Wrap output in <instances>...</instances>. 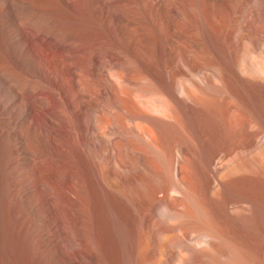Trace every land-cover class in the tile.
I'll list each match as a JSON object with an SVG mask.
<instances>
[{"label":"rangeland","instance_id":"374dc122","mask_svg":"<svg viewBox=\"0 0 264 264\" xmlns=\"http://www.w3.org/2000/svg\"><path fill=\"white\" fill-rule=\"evenodd\" d=\"M70 2L73 5L72 8L64 12L62 11L64 9L60 8L62 0H29L26 3L18 1L22 7L16 4L18 7L14 5L17 7L14 9L16 12L18 10L19 19L17 16L16 21H7L6 18L1 20L3 26L6 25L5 27L9 29L16 27L19 33L18 37L16 36L18 47L15 50L7 43L3 44V41L0 44V174H2L3 187H1L4 192L1 195V203L3 202L1 209L4 211L0 209V219L11 222L8 234L15 242L11 241V244H7L6 248H9L10 254L2 262L3 264H43L45 260L52 258L54 264H161L162 261L164 264V259L171 255V253L168 255L166 253L170 252L168 250L170 246L183 248L192 230H189V233L187 230L182 236H175L164 231L163 225L169 223L176 215L187 219V223H190L188 219H193L191 224L192 222L197 224L199 222L196 221L199 220L198 210L200 213L203 205L212 201L204 192L211 169L216 168L220 164L219 161L226 162V169L222 170L226 175L229 171L230 159L233 154L235 156L238 153L237 151H239L237 156L241 154L253 156L256 153L253 151H256L255 146L250 149L241 148L242 152H240L241 149L232 152L230 149L234 141L245 143L249 140L251 142L259 140V143L264 140V123L258 124L259 126L253 123L247 135L240 132L246 113L250 112L247 104L250 105L249 107L263 108L259 112L264 122V100H262L264 99V82L262 83L264 53L261 58L247 46L249 49L247 51H251L248 54L252 63L249 64L246 60L242 62L244 65L242 71L238 70L236 63L231 60L226 51H220L219 56L213 59L200 56L201 54L193 49L196 48L195 46L190 48L187 45L192 37H187L190 36L187 34V27L179 16H176L177 13L169 10V0H70ZM30 13L35 17L31 18ZM136 27L138 36L141 35L140 42L139 44L131 42V46L126 36L129 33L128 30ZM170 28H175L182 35L184 32L187 34L183 37L184 41L182 39L180 45L176 46L177 49L180 48L178 50L173 47L167 50L165 47L164 33L166 34ZM65 29H68L67 32H73L64 34ZM201 33L197 42L201 47L205 45L204 48H207L215 38L207 30ZM98 38L103 41L101 42L106 49L103 50L104 55L102 53L101 61L106 64L111 62L112 65L116 62L113 66L108 64L110 66L106 73L109 72L108 76L118 79L114 69L123 71L132 67L134 70L131 69V73L136 83L140 81V84L152 85L153 89L157 87L159 90L156 88L152 93H146V98L157 101V105L160 103L162 105V102L164 105L168 104L175 112L174 116L168 117L158 111L155 106L152 108L154 110L134 108L139 116L130 117L126 112L117 111L114 108L117 114L113 113L109 102H104L100 110L92 109L87 113L88 117L99 125L104 123L103 119L106 116L111 121L113 119L114 126L119 127L121 131L112 132L113 124L110 125L111 123L108 124L106 121L101 126H104L102 128L104 136L99 137L94 134L91 137L92 164H88L86 168L79 164L80 168L77 164L82 173L86 170L90 175L85 181L90 195L88 193L86 196V193H83L85 195H83L82 205L88 210L84 211L73 206L71 196L67 194L68 184L71 181L66 175L69 170V159L65 150L68 145L71 147L74 135L72 125L68 126L69 122L65 121L63 112H60V106H58L60 102H57L59 95L56 91V82H54L56 80V45L58 44L60 49H67L73 41L72 43L84 44L86 42V46L93 47L99 40ZM117 38L118 40L121 38L120 42L124 48L122 44L116 46L118 44L113 42V39ZM187 46L191 49L190 51ZM259 47L264 51V40L259 42ZM10 48L17 54L13 53L12 57L5 55L6 53L3 54V52H10ZM174 57L179 59L178 62L187 75L173 74L174 71L164 68V65L170 64ZM189 57L199 60L195 65L196 68L191 66ZM254 74L258 77L255 79L261 83L252 79L254 77L250 75ZM179 75L184 77L180 76V79ZM120 82H123L122 85L125 87L126 82L122 80ZM154 84L158 85L155 87ZM173 91L176 95L178 94V99L173 96ZM124 99V96L121 97V100ZM256 99L263 106L253 102ZM125 113L129 117H125ZM224 117L229 118L232 123V127L226 132L220 126ZM145 121L155 125L158 133H154L162 137L161 141L153 140L144 131ZM148 123L145 122V124ZM135 125L138 131L132 129ZM148 143H155L158 147L150 148L147 146ZM131 145L136 146L137 154L142 159L146 157L143 160L146 161L145 170L148 174L132 181L120 176L111 181L108 171L112 167L122 176L127 174L124 166L127 161L133 167H137L127 152ZM179 147L185 149L180 173H173L170 179L175 183L178 182L184 189L190 190L192 196L187 200L183 199L178 191V194L175 193L174 189L170 190V195L158 189L154 190V186L165 181L164 175L168 174L169 170V173H172L171 161L176 154L180 153ZM213 155L218 157L217 160L220 159L216 160L215 165L211 163ZM94 162H99L103 171L107 173L105 187L98 185L99 182L94 177ZM83 175L84 173L82 178L85 179ZM16 183L25 187L28 194L27 202L30 205L22 206V201L15 193ZM179 198L183 200L180 201ZM196 224L192 225L198 229L199 223ZM195 230L193 233L197 234L198 230ZM160 247L161 253L165 251L166 255L159 253L154 257L153 252ZM172 258L177 259L175 256ZM174 259L173 264H178V261Z\"/></svg>","mask_w":264,"mask_h":264},{"label":"bare ground","instance_id":"6f19581e","mask_svg":"<svg viewBox=\"0 0 264 264\" xmlns=\"http://www.w3.org/2000/svg\"><path fill=\"white\" fill-rule=\"evenodd\" d=\"M18 1L26 3L29 0H15V2L13 0H0V44L3 41L2 42L3 44H4V42L7 43V45L9 44L12 49L14 48V50H15V48L18 47V46H16L17 45L16 44V36L18 37V35H19L18 28H16V27L12 28L11 27V29H9L8 27H5L6 25L3 26V24H2L3 21H1V20H2V18H4L3 20H5V18H6L7 21H11V20L16 21L17 16L19 19L18 10L16 12V10L14 9V8L18 7L17 6V5H19ZM169 2H170V7H169L170 9L169 10L171 12L177 13L176 16L178 15L179 19H181V21L187 27L186 28L187 34L190 36H187L186 32H184V34L182 35L175 28H170V30L166 34L163 32L164 33L163 39L165 42L164 44H165V47L167 50L171 49L172 47L173 48H176V46L178 47L184 36L192 37V40H190V42L188 41L187 45L190 46V48H192V46H195L196 48H193V49H196L197 50L196 52H199V54H201L200 56H205V58L213 59V58H217L219 56L220 51H226L227 54L229 55V57L231 58V60L236 63V67L240 71H242L241 69L244 66L242 64V62L244 63L246 60V61H248L249 64L252 63L250 55L248 54L251 51H247V50H249L248 48H251L252 51H254L257 55H260V57H261V55H263L264 51L262 49H260L259 42L261 40H264V0H184V1L183 0L182 1L181 0H169ZM14 5L17 7H15ZM19 6L22 7V4ZM72 6L73 5L71 4L70 0H62V6H60V8H62L64 10L59 9V8L58 9L65 12V10L67 11L68 8H72ZM127 11H128V9H127ZM29 15L31 16V18H33L32 16H34L31 13ZM150 15H152V14H150ZM168 16H170V15H168ZM37 18H38V16H37ZM79 18H81V16ZM135 18H136V16H135ZM19 23H20V21H19ZM4 24H5V22H4ZM67 30L65 31V33H64V31L62 32L63 37H64V34H67V33L69 34V33L73 32V31L67 32ZM203 30L204 31L207 30V32L209 31V33L212 34L215 38L214 39L215 42L213 41V42H210L208 46L206 45L207 48H204L205 45H203L201 47V45H199L197 42V39L202 34L201 32ZM128 31H129V33L126 36L127 41L130 44H131V42L132 43L138 42V44H139L141 35L138 36L137 27L134 29H130ZM161 31H162V29H161ZM149 34H150V32H149ZM71 36L73 37V35H71ZM97 37H95V38H97ZM116 37L117 36H115V38ZM120 39L121 38H119V40H118V38L113 39L114 40L113 42H116L118 44L116 46H119L120 44H122L120 42L121 41ZM101 41L102 40H100V39L97 40V42H95L96 44L93 47L92 46L91 47L86 46L85 45L86 42L83 44V43H79V42L72 43L73 42L72 41V42H70L71 44H69L68 47L66 46L67 49L66 48L65 49L58 48V46H57L58 44L56 43L57 44L56 45V80L54 82H56V91L59 95V98L57 97L59 101L57 100V102H60V105H58L57 102H56L57 103L56 105L60 106V112L61 111L63 112V117H64L65 121L69 122L68 126L70 124L72 125V128H71V126H70V128L72 129V132L74 135V137L72 136L74 138V140L71 143V147H69V145H68L67 149L65 150V152L68 153L67 156L69 159L68 160L69 161V163H68L69 164V170H68L66 175H67V177L70 178V181H71V183L69 182L70 184L67 183L68 184V188H67L68 190L67 189L66 190L68 191L67 194H69V196H71V199L73 201V206L77 207L80 210H84V211H88L85 209L86 206L82 205V202H84L83 201L84 200L83 195H85L83 193L85 192L86 196H87V194L90 191L88 189L86 182H85L86 179L88 180L90 175H88L89 173L87 174V171L84 170L83 176L85 179H83L82 178L83 173L78 168V165L82 164L84 166V168H86L88 166V164H90V163L92 164L91 158H90V152H91L90 146L92 144L91 143V137L94 134L96 136H99V137L104 136V132L102 131V128L104 126L101 127L102 124H104L107 121L108 124L109 123H111L110 125L113 124L112 128H111L112 132L113 131H118V132L121 131V129L119 127H117L116 125L114 126V123L112 122L113 119L111 121L109 118H106L107 117L106 116L103 119L104 123L99 125L97 122L90 119L88 117L87 113L92 109L96 110V111L100 110V108L103 107L104 102H106V103L109 102V105L112 108L111 111H113V113L115 112V114H117L116 110L117 111H124L127 114H129L130 117L131 116H133V117L139 116V115H137L138 112L135 111L136 109L134 110V108H137V109H143V108L149 109L150 108V109H152L155 106V108L158 111L162 112L164 115H166L168 117L174 116V112H175V111H173L172 108H170L168 106V104L164 105L162 102V105H160L161 103L159 105H157L158 104V103H156L157 101L154 102V101H152V99L148 100L146 98L145 94L148 92L152 93V91L157 88L156 86L158 84L155 86V84H156L155 83L154 86L156 88L153 89L154 87L152 88L151 87L152 85L146 86V84H144V85L140 84V81H139V83H136V81L134 80V77L132 76V73H131L132 72L131 69H133L132 67L128 68L127 70H123V71L119 70V69H118L119 71H117V69L115 70L113 67L114 71L117 72L116 77L118 79L113 78V76H108L109 72H108V74H106V73H107V69H109V67H110V66H108V64L110 65L111 62L106 64V62L103 63L101 61V56L104 55L103 50H106L104 48L103 43H102L103 41L102 42ZM141 41H142V39H141ZM183 41H184V39H183ZM186 41H187V39H186ZM116 43H114V44H116ZM142 43L143 42H141V44ZM130 44L127 43V45H130ZM121 46L123 47L124 45L122 44ZM131 46H132V44H131ZM188 46H187V49H189ZM247 46H248V48H247ZM3 47H6V46H3ZM122 47H120V48H122ZM128 47H129V49H131L130 46H127V48ZM8 48H9V46H8ZM11 48L9 49L10 52H3V54L6 53L5 55L12 57L14 51L11 50ZM61 48H62V46H61ZM178 49H180V48H178ZM178 49L176 48V50H178ZM112 50H113V48H112ZM190 50L191 49H189V51ZM19 51H20V49H19ZM120 51H121V49H120ZM186 52H187V50H186ZM102 53H103V55H102ZM14 54H17V53H14ZM196 54H198V53H196ZM252 54H254V53H252ZM177 55H176V57H177ZM189 55H191V54H189ZM176 57L173 58V60L170 64H167V65L163 64L164 68L171 69L172 71H174L173 74L178 73L181 75H187V73L184 71L181 64L178 62L179 59H177ZM252 57H254V56H252ZM9 58H7V59H9ZM13 58H11V59L13 60ZM189 58L191 60V61L189 60L191 63V66L195 67V65L199 62V60H196V58H194V57H192V58L189 57ZM257 59H259V58H257ZM203 60H204V58H203ZM112 62L114 63L115 61H112ZM115 63L113 65H115ZM1 66H2V64H1ZM5 67H7V66H5ZM111 69H112V67H111ZM169 69H167V70H169ZM136 70H137V68H136ZM111 74L112 73H110V75ZM255 74L250 75L251 77H254L252 79L258 78L257 76H255ZM181 75H179V78ZM262 75H263V73H262ZM140 76H142V75H140ZM181 77H184V76H181ZM120 79L122 81H124V83L125 82L127 83V85H126V83L124 84L125 87H123V85H122L123 82L121 83ZM262 79H263L262 80V83H263L264 77H262ZM255 82L261 83V81H259L257 79H255ZM28 83H29V81H28ZM192 83L193 82H191V84ZM186 89H189V88H186ZM156 90H158V88ZM174 91H173V96L178 99V96H177L178 94L176 95L175 94L176 92L174 93ZM193 93H192V95L195 94V93L194 94ZM121 95L124 96V98H125L124 100H121V97L123 98V96H121ZM239 97L240 96H238V98ZM262 100H264V99H262ZM253 102L256 103L257 99H256V101L254 100ZM249 103H252V102H249ZM259 103L260 102H257L258 105H261V106L264 105V104L262 105ZM230 106H232V105H230ZM247 106L250 109V112L246 113V117L244 118V120L241 124V127H240V132L245 134V135H247V133L250 132V128L252 127L253 123L255 125L256 124L260 125V124L264 123L263 118L261 116V112H259V110L262 107H260V109H259L258 106L249 107L250 106L249 104H247ZM252 106H254V104H252ZM172 107H175V106H172ZM113 108L116 110L114 111ZM152 110H154V109H152ZM262 110H263V108H262ZM2 113H4V112H2ZM126 113H125V117L127 116ZM120 114H121V112H120ZM163 114H161V115H163ZM61 115H62V113H61ZM63 117H62V119H63ZM123 117H124V115H123ZM127 117H129V116H127ZM64 119H63V121H64ZM96 119H97V117H96ZM125 121H127V120H125ZM68 122H66V123H68ZM145 122L148 123V121H145ZM145 122H144V126H143L144 131L147 134H149L153 140H160L161 141L162 137L155 134V133H158L157 132L158 129L157 130L155 129V125L150 121H149L150 123H148V124H145ZM63 123H65V122H63ZM66 126H67V124H66ZM220 126L222 127V128L221 127L220 128L225 130V132H226V130H228L229 128L232 127V123L229 120V118L224 117L221 121ZM132 129L135 131H138V127L136 125L133 126ZM154 130H156V131H154ZM69 132H71V131L69 130ZM261 132H263V131H261ZM249 141L245 142V143L244 142L240 143L238 141L233 142L232 148L230 149V150H232V152L235 150L237 151V150L244 148V147L247 149H250V148H254V146H255L254 149H256V151L255 150H253V151H254V153L255 152L256 153L253 156H248L245 154L242 155L241 153H240L241 156H239V155L237 156V154L239 153V151H237L238 153L235 154V156L233 154V157H231V159H230V164L228 166L229 171L227 172L226 175L223 174L222 170H224V168L226 169L227 163L226 162H220L219 161L220 159L217 160L218 157H216L214 155H213V157H211V163L213 162L215 165V163H217L216 162V160H217V161H219L218 163H220V164H218V166L216 168L211 169L210 174H208V176H207L208 181H207L204 192H205L207 198L210 197L212 199V201L208 202L206 205H203V207H202L203 210L200 213H199L200 210H198L199 220H196V221H199L198 222L199 223L198 229L196 228V226H195V228L193 226L196 223L194 224V222H192L193 225L191 224V221L193 219L192 220L188 219V221H190V223L188 222L189 223L188 224L186 222L187 219H185L184 217H182L180 215H176L175 217L173 216L174 218H172V220H170L169 223L163 225L162 229L164 231L170 232V234L175 235V236L176 235L182 236V234H184L187 230H188V233H189V230H192V231H190V233L187 237L188 240L186 239L187 240L186 244L183 245L184 247L182 246L183 248H180L179 246H176V247L170 246V249H168V250H170V252L169 253L166 252L167 255L171 253V255L177 257L176 260L178 261L177 262L178 264H264V140L260 141L259 143H258L259 140L258 141L254 140L252 142H251V140H249ZM147 146H149L150 148L158 147L155 143H148ZM65 147H66V145H65ZM140 149H141V147H140ZM154 150H156V149H154ZM184 150L185 149L183 147H179L180 153L175 155V157L173 158V161H171L172 165L170 164L171 165L170 169L172 170L171 171L172 173H169L170 172V170H169L168 174L164 175L165 181L163 183L161 182L162 184H159V185L157 184V186H154L155 187L154 190L158 189V190H161L162 192L164 191L167 195H170L171 194L170 190L174 189L176 191L175 193H177V191H178L179 195H181L183 197V199L185 198L187 200V198L189 199V197L192 196V193L190 192V190L188 191V189L187 190L184 189L178 182L175 183V182L171 181V179H170L173 177L172 176L173 173H177V174L180 173L181 161H182V158L184 155ZM145 151H147V150L145 149ZM127 152H129V154H130L129 156H131L130 158L132 159V162H135V165H137V167H133L132 165H130L131 163H129L128 161H127V163L124 162L125 165L124 164L123 165L127 169V174L125 173L126 175L123 174V176H122L121 173H119L114 167L111 166L112 168L110 167L111 169L108 171V177H110L111 181H112V179L114 180L119 176L121 178L125 177L128 179H131V181H132L133 179L140 178V177L142 178V177L146 176V174H148L147 170H145V168H146L145 162L146 161L144 162V160H143L146 157L142 159L137 154L136 146L131 145L130 149ZM240 152H242V149L240 150ZM234 153H236V152H234ZM250 155H252V154H250ZM221 159H222V157H221ZM93 164H94V169H95L94 170V172H95L94 177H95L96 181L99 182L98 185L100 184L101 186L105 187L104 185L106 184V179H107L105 175L107 173H105L103 171V168H102L101 164H99V162H94ZM213 167H215V166H213ZM80 168H81V166H80ZM5 174H6V172H5ZM1 175L2 174H0V209L2 208L1 206H3L2 205L3 202L1 203V195L4 193L2 190L3 184H2ZM4 179H6V178H4ZM15 180H16L15 182H17V179H15ZM115 182H116V180H115ZM19 183H20V180H19ZM21 183H23V182H21ZM189 184L190 183H188V185ZM16 185H17V183H16ZM25 185H23V186H25ZM14 189L16 191L15 193L18 196L17 198H19V200L22 201V202L20 201L22 203V206L26 207V206L30 205L27 202L28 201L27 200L28 194H27L25 187L23 188V187H21V184H19L16 187H14ZM89 195H90V193H89ZM6 198L8 199L9 197L7 196ZM183 199L181 198V200H180V198H179L180 201H182ZM180 203L182 204V202H180ZM2 210L3 209H1V211ZM7 211L9 212V210H7ZM32 214H34V213H32ZM33 217H34V215H33ZM87 218H89V217H87ZM196 218H198V217H196ZM10 223L11 222L9 220L0 219V264H3L2 261H4L6 259L5 257H7V255L10 254L9 248H6L7 244L8 243L11 244L12 242H14V240L12 241V237L8 234V229L9 228L11 229ZM91 226H93V225H91ZM195 229L198 230L197 234L193 233V230H195ZM125 241H127V240H125ZM160 249H161V247L159 249H157L155 252H153V255H155L154 257H156V255L159 253L161 255L163 253H165L164 250H163L164 252L161 253L162 251H160ZM31 252H33V251H31ZM166 253H165V255H166ZM168 256L166 257V259H164L165 257L163 258L164 264H173V259H174V258H172L173 256H171V257L170 256L168 257ZM154 257H152V258H154ZM176 260L174 259V261H176ZM162 263H163V261H162ZM43 264H54V261L52 258H49V259L45 260L43 262Z\"/></svg>","mask_w":264,"mask_h":264}]
</instances>
